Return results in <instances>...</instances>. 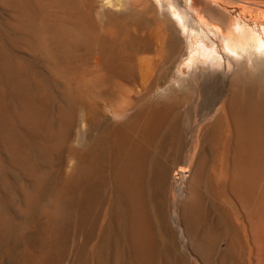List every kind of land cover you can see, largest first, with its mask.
<instances>
[{
	"label": "bare ground",
	"instance_id": "6f19581e",
	"mask_svg": "<svg viewBox=\"0 0 264 264\" xmlns=\"http://www.w3.org/2000/svg\"><path fill=\"white\" fill-rule=\"evenodd\" d=\"M136 1L116 0L125 7L116 13L99 11L97 0H0L8 13L0 18L4 29L11 28L17 40L41 53L54 85L64 82L70 87L60 96L65 125L48 150L66 146V127L73 123L85 120L92 131L104 116L96 97L113 95L122 84L141 83L144 92H150L145 106L131 108L119 125H104L102 136L98 132L89 144L68 146L75 159L68 178L73 173L79 178L74 184L80 222L86 220L87 203L93 197L88 184H79L88 166L82 155L105 142L108 148L102 146L93 156L102 158L103 148L111 156L117 196L112 208L99 211L111 226L109 233L104 227L97 232L94 259L105 263L112 252L114 264H120L127 251L130 264H198L197 260L220 264L215 253L224 236L216 222L221 215L231 232L226 249L232 251L233 264H264V26L237 22L224 35L225 49L236 59L231 60L234 69L229 78L205 76L194 69L188 79L175 71L181 48L177 36L169 41L168 55L156 62V74L144 78L141 54L151 51L155 41L150 32L131 29L146 28L150 22L145 9L133 6ZM160 2L178 17L184 32L191 29L195 19L189 10L196 7L194 0H187L188 10L180 0ZM149 9L154 10L151 5ZM197 37L188 45L195 57L199 53L207 61L221 58L218 45L210 47L201 35ZM90 55L101 72L100 90L92 98L82 83L70 77L79 58ZM6 66L10 81L24 83L16 90L27 93L28 65L16 61ZM36 83L45 87L44 79L36 78ZM134 98L131 95L128 102ZM191 101L192 109H181ZM31 105L27 100L20 118L36 126L42 118ZM193 109H208L204 127L191 130L183 122L182 116L188 117ZM45 176L48 179L49 174ZM69 179L61 186L64 191L73 185ZM40 180L45 187L47 181ZM181 235L188 238L190 254L185 259L178 256ZM191 254L197 257L193 263ZM24 259L32 262L27 255Z\"/></svg>",
	"mask_w": 264,
	"mask_h": 264
},
{
	"label": "rangeland",
	"instance_id": "374dc122",
	"mask_svg": "<svg viewBox=\"0 0 264 264\" xmlns=\"http://www.w3.org/2000/svg\"><path fill=\"white\" fill-rule=\"evenodd\" d=\"M101 1L96 2L99 11L122 13L125 9L122 5L118 6L116 0H103V6L100 5ZM194 1L196 7L189 11L195 19V24L193 23L187 32H184L178 17L169 7L162 6L160 0H138L133 4L139 10H146L150 22L143 29L131 26L132 31L141 34L150 32L155 41L151 51L141 54L145 59L144 78H151L156 74V62L162 54L168 55V44L174 36L181 42L175 71L179 70L189 77L188 79L193 77L194 69L205 76L229 78L234 69L232 61L236 59L225 49L224 35H228L237 22L264 26V0ZM180 2L182 7L188 10L187 0ZM150 5L154 8L153 12L149 9ZM7 16V11L0 7V18ZM16 35L14 30L4 29L0 24V264H114L112 252L109 259L105 258V263L97 262L93 252L100 227H104L109 233L111 226L105 219L106 214L98 216L99 211L107 212L112 208L117 196L110 152L105 149L108 146H104L105 142L96 144L94 149H88L82 155V160L84 159L88 166L86 177L79 184H88L93 195L87 203L84 222L79 221L80 200L77 195L78 188L74 184V181L79 180L78 175L73 173L70 179L68 178L75 162L68 146L89 144L98 132L102 136L104 125H119L124 121V114H129L131 108L141 109L145 106L151 97L150 92L145 93L141 83L132 86L122 84L116 87L115 94L96 97L100 90L97 81L101 72L94 66L93 55L79 58L77 68L70 73V77L82 83L90 98H97L104 116L92 131L88 130L85 120L66 127V146L59 150H48L58 139L57 130L65 125L64 117L60 114L65 103L60 96L70 87L64 82L58 86L56 83L54 85L51 70L41 53L34 51L26 42L17 40ZM198 35H201L210 47L218 45L221 58L207 61V58L199 53L195 57L194 50H188V45L200 39ZM261 58L264 62V52ZM16 61L28 65L27 93L16 90L24 86L23 82L15 85L12 79L10 81L8 78L6 65ZM36 78L44 79L45 87L37 84ZM222 88L220 85L219 90ZM131 95H136V98L129 103ZM27 100L33 109L40 112L42 119L36 126L29 125L20 118L25 114ZM193 104L192 101L183 103L181 109H192ZM207 110L199 109V112H196L197 109H193L191 115L182 116V120L191 126H188L191 130L204 127L207 123ZM190 136L191 134L187 133L186 137ZM102 146L105 147V154L102 158L101 155L94 157V152L99 153ZM82 167L84 171L83 164ZM48 174L47 179L45 175ZM40 179L47 181L45 187L39 184ZM67 179L73 181V185L64 191L61 186ZM66 206L68 213L64 212ZM216 222L218 229L224 233L215 253L216 262L221 264L224 259L223 264H233L232 251L226 249L230 229L221 215H218ZM187 243L188 238L181 235L178 247V256L181 259L188 258L187 253L190 254L186 248ZM107 251L106 247L104 252ZM25 255L32 257L31 263L25 261ZM194 258H197L196 255L191 254L190 262L193 263ZM197 263L202 264L199 260ZM120 264H130L127 251L122 255Z\"/></svg>",
	"mask_w": 264,
	"mask_h": 264
}]
</instances>
